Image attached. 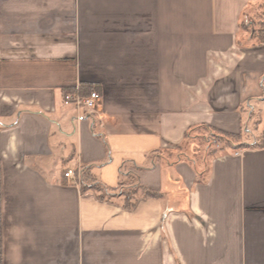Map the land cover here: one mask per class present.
<instances>
[{
  "label": "crops",
  "instance_id": "1",
  "mask_svg": "<svg viewBox=\"0 0 264 264\" xmlns=\"http://www.w3.org/2000/svg\"><path fill=\"white\" fill-rule=\"evenodd\" d=\"M262 5L0 0V264H264V146L211 158L203 182L155 153L197 124L259 140L264 45L239 22ZM81 83L92 110L63 102ZM85 168L118 195L64 175Z\"/></svg>",
  "mask_w": 264,
  "mask_h": 264
},
{
  "label": "trees",
  "instance_id": "2",
  "mask_svg": "<svg viewBox=\"0 0 264 264\" xmlns=\"http://www.w3.org/2000/svg\"><path fill=\"white\" fill-rule=\"evenodd\" d=\"M239 27L248 31L254 44L264 45V5L259 6L257 9L252 7L245 9L242 12ZM97 89L98 87L95 85L81 83L79 89L70 91L72 93L88 95L92 90ZM241 137V134L222 131L206 124H197L188 128L183 136V140L174 145L173 148L159 149L155 153L163 158L173 159V161L186 160L190 162L196 171V181L203 182L209 171V161L211 158L223 155L228 150L264 146V133L260 135L258 141L253 143L242 142ZM86 169L88 168L82 170L78 178L82 191L90 189L101 200H110L112 197L118 195L117 189H111L100 183H96ZM136 183L137 177L134 174L130 175L126 181L120 183V186H124L121 188L120 194L124 196L123 207L126 209H131L134 205L133 194L138 189ZM143 194L146 197L159 195L149 190H144Z\"/></svg>",
  "mask_w": 264,
  "mask_h": 264
},
{
  "label": "built area",
  "instance_id": "3",
  "mask_svg": "<svg viewBox=\"0 0 264 264\" xmlns=\"http://www.w3.org/2000/svg\"><path fill=\"white\" fill-rule=\"evenodd\" d=\"M100 99V95L96 90H92L88 95H81L79 93L66 92L63 94V102L65 104H73L77 107H82L88 110H92L96 107L97 102ZM81 172L75 174L72 169H68L65 172V176L73 181L80 177Z\"/></svg>",
  "mask_w": 264,
  "mask_h": 264
},
{
  "label": "rangeland",
  "instance_id": "4",
  "mask_svg": "<svg viewBox=\"0 0 264 264\" xmlns=\"http://www.w3.org/2000/svg\"><path fill=\"white\" fill-rule=\"evenodd\" d=\"M256 117H257V113L254 114V122L257 119ZM259 120L260 121L254 125L255 128L252 126L250 127L248 134L245 135L246 138L252 137V139H253V137H255L257 139V136L264 131V109H263V111L260 112Z\"/></svg>",
  "mask_w": 264,
  "mask_h": 264
}]
</instances>
